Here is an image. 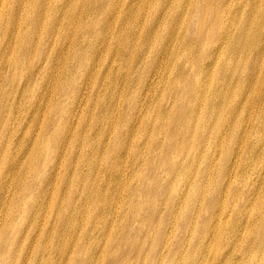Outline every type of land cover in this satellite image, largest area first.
<instances>
[{"label":"bare ground","instance_id":"1","mask_svg":"<svg viewBox=\"0 0 264 264\" xmlns=\"http://www.w3.org/2000/svg\"><path fill=\"white\" fill-rule=\"evenodd\" d=\"M84 259L264 264V0H0V264Z\"/></svg>","mask_w":264,"mask_h":264},{"label":"rangeland","instance_id":"2","mask_svg":"<svg viewBox=\"0 0 264 264\" xmlns=\"http://www.w3.org/2000/svg\"><path fill=\"white\" fill-rule=\"evenodd\" d=\"M18 118V117H17ZM19 121H21V117H20V119H19ZM16 122H18V119H17V121H15V123ZM92 220L94 221V219L93 218H86V223H88V222H92ZM70 241V240H69ZM89 243V242H88ZM174 243V241H172V244ZM72 244V243H71ZM71 246V245H70ZM69 246V247H70ZM182 247H183V245H181ZM196 247H198V244L196 245ZM201 249V248H200ZM77 255H80L82 258L84 257L87 261L88 260H90V259H92L93 258V254H92V251L91 250H88L87 248H86V250H81ZM144 255V254H143ZM97 256H95V258H96ZM24 258V256L23 257H21V259H23ZM66 259V258H65ZM84 259V263L83 262H81L80 264H86V260ZM179 261L181 262L182 261V258H179ZM210 261V260H209ZM210 262H208V264H209ZM64 264H66V263H64ZM75 264V263H74Z\"/></svg>","mask_w":264,"mask_h":264}]
</instances>
